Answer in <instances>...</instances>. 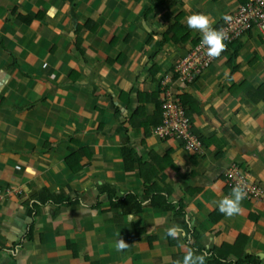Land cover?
Masks as SVG:
<instances>
[{
	"label": "crops",
	"instance_id": "crops-1",
	"mask_svg": "<svg viewBox=\"0 0 264 264\" xmlns=\"http://www.w3.org/2000/svg\"><path fill=\"white\" fill-rule=\"evenodd\" d=\"M241 5L0 0V264H176L189 250L221 264L214 254L236 247L264 264V203L245 199L232 217L219 211L231 163L264 188V94L254 91L264 87V36L240 39L232 66L230 48L193 84L178 83L194 131L208 139L202 154L144 125L160 109L161 80L202 39L187 17L208 14L218 28ZM138 107L144 113L130 120ZM128 140L152 164L151 152L168 153L157 190L183 214L153 204L143 167L124 168ZM104 183L119 197L138 195L142 209L112 206ZM43 189L78 202L41 201ZM173 226L177 239L167 235ZM120 237L132 239L122 252Z\"/></svg>",
	"mask_w": 264,
	"mask_h": 264
},
{
	"label": "built area",
	"instance_id": "built-area-1",
	"mask_svg": "<svg viewBox=\"0 0 264 264\" xmlns=\"http://www.w3.org/2000/svg\"><path fill=\"white\" fill-rule=\"evenodd\" d=\"M227 16H230L231 20L224 19L222 29L228 33L229 39L225 41L226 50L219 57H209L206 46H203L200 40L176 64L173 74L165 76L160 82L163 123L154 127L152 132L162 139L172 137L182 141L191 153L202 154L205 143L201 136L194 132L191 120L186 116L180 91L174 88V83L179 82L182 87L193 84L214 60L226 55L225 52L229 50L231 42L240 40L250 32L256 31L264 36V0H248L245 5H241ZM173 76H177L175 80ZM224 181L225 186L231 191L237 184L243 186L247 191L246 200L264 203V188L251 184L249 174L238 163H231L225 170ZM1 197L0 189V199Z\"/></svg>",
	"mask_w": 264,
	"mask_h": 264
},
{
	"label": "trees",
	"instance_id": "trees-1",
	"mask_svg": "<svg viewBox=\"0 0 264 264\" xmlns=\"http://www.w3.org/2000/svg\"><path fill=\"white\" fill-rule=\"evenodd\" d=\"M239 2L242 5H245L248 2V0H239ZM31 20H32V18L29 17L27 22H30ZM220 28H222V24L219 25V27L217 29H220ZM166 39H167V37H166ZM238 41L239 40L233 41L229 44V50L227 51V53L230 51V48H232V50H233L230 66H232V60L237 59L239 52L241 51V49L243 47V43L238 42ZM227 53L225 52V54H227ZM232 69L234 71L237 69V67H232ZM175 77H177V76H175ZM247 90L250 93L251 87H247ZM254 91H262L264 94V87H259L257 89H254ZM181 92L182 91H180L181 101H182V104L185 108L186 116L190 119V112H188V106L190 105V107H191L192 102L185 99L184 94ZM142 96L143 95L138 94L139 99ZM159 107H160V109L154 115V117L152 119L150 118L149 120H147L148 122L144 123V125H146L145 126L146 130H148L150 125H153L154 127H158L159 125H161L163 123V109L161 106V101L159 102ZM192 108H194V107L192 106ZM194 111H198V110L192 109L191 113ZM119 113H120L119 110L116 109L115 115H118ZM140 113H144V111L141 107H138L133 112V115H131V118H129V119L133 120V117H136ZM153 128H152V130H153ZM194 132H196V131H194ZM199 135L201 136V139L203 140V142L206 144L208 139H206L201 134H199ZM171 138L172 137H168L167 139H171ZM167 139H164V140H167ZM121 154H122L125 169H127V170L135 169L136 163L140 165V168H142V167L144 168L143 172L141 171L142 176H143L145 181L150 182L152 185L151 186V188L153 189L152 191L155 192L154 195L152 196V202L155 206H160V208H163L165 210L173 211L175 214H178V215L183 214V207L181 204H180L179 208H176L170 201L166 200V197L161 194L162 192H159V190H157V186H159V185H157L158 183H156V181H155V177L157 176V174L159 172L157 167H160L163 169L167 166V164H168V160H167L168 153H167V155L160 156L159 154H157L154 151L151 152V156H153L154 158L156 157L155 164H152L149 160L145 159L142 155H140L138 150H136L135 147H133V145L130 144L129 140H128L122 145ZM149 168H151V169H149ZM101 186L102 187L104 186L102 189L105 190L107 192L108 196L110 197V201H111L112 206H120L123 209V212H132V211L142 209L140 198L135 193H127L124 196L119 197L117 195V193L115 192L114 188L110 187L107 183H104ZM154 187H156V188H154ZM41 193L46 194V195L40 196L39 200H41V201L43 199L45 201L46 200H52L57 205H68V204H74V203L78 202L77 200L69 199V197L63 196L61 194H58V195L50 194L47 189H43ZM130 241H131V243L129 244V246L132 244V239H130ZM230 254L234 255L236 257V259L235 260H233V259L228 260V257ZM213 258L215 259V261L217 263H221V264H224V263L225 264H259V261L256 257H254L253 255L240 254V251H238L237 247H236V249L232 248L231 251H229L226 255L223 253L214 254Z\"/></svg>",
	"mask_w": 264,
	"mask_h": 264
},
{
	"label": "clouds",
	"instance_id": "clouds-1",
	"mask_svg": "<svg viewBox=\"0 0 264 264\" xmlns=\"http://www.w3.org/2000/svg\"><path fill=\"white\" fill-rule=\"evenodd\" d=\"M224 19L225 21H230L231 17L225 16ZM213 23L214 21L212 20L211 16L205 13H194L187 17L188 28L198 30L202 34L201 44L203 46H206L207 55L212 58H217L221 55L222 52L226 50L227 44L225 41L229 39V36L228 33L225 32L222 28H214L212 26ZM160 93L161 91L159 92V95ZM246 197V189L240 184H237L235 187H233L232 192L229 196H226L219 201V211L228 217L240 214L243 210L242 203L246 199ZM167 235L172 237L173 239H177L178 229L175 226L168 228ZM128 246L129 244L126 243L125 240L121 237L115 244L116 250L120 252L127 249ZM206 255L207 253H201L197 255L194 251L189 250L184 255L182 261L177 260L176 264H205Z\"/></svg>",
	"mask_w": 264,
	"mask_h": 264
},
{
	"label": "rangeland",
	"instance_id": "rangeland-1",
	"mask_svg": "<svg viewBox=\"0 0 264 264\" xmlns=\"http://www.w3.org/2000/svg\"><path fill=\"white\" fill-rule=\"evenodd\" d=\"M247 36H248V35H247ZM247 36H244V37H242L241 39L246 38ZM178 83H179V82H175V83H174V88H175L176 90L179 91V90H181V89H180V87H177ZM184 87H188V86H187V85H184ZM181 93H182V92H181ZM160 98H161V96H160ZM191 123H192V122H191Z\"/></svg>",
	"mask_w": 264,
	"mask_h": 264
}]
</instances>
